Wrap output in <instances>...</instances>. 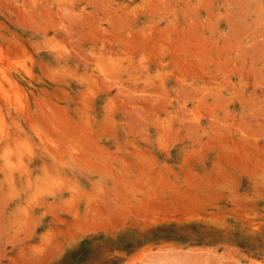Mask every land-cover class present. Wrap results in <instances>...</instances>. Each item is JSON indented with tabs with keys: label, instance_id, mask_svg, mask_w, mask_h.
<instances>
[{
	"label": "rangeland",
	"instance_id": "obj_1",
	"mask_svg": "<svg viewBox=\"0 0 264 264\" xmlns=\"http://www.w3.org/2000/svg\"><path fill=\"white\" fill-rule=\"evenodd\" d=\"M0 69V264H264V0H0Z\"/></svg>",
	"mask_w": 264,
	"mask_h": 264
},
{
	"label": "bare ground",
	"instance_id": "obj_2",
	"mask_svg": "<svg viewBox=\"0 0 264 264\" xmlns=\"http://www.w3.org/2000/svg\"><path fill=\"white\" fill-rule=\"evenodd\" d=\"M0 70H1V69H0ZM1 72H2V71H1ZM1 72H0V73H1ZM6 94H7V93H6ZM0 122H2V121L0 120ZM5 131H6V130H5ZM2 132H3V131H2ZM6 132H7V131H6ZM33 156H34V155H33ZM35 156H36V155H35Z\"/></svg>",
	"mask_w": 264,
	"mask_h": 264
}]
</instances>
